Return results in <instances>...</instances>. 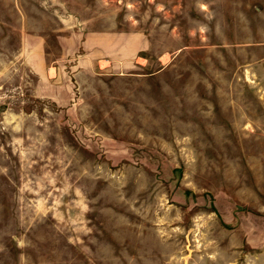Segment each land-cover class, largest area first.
<instances>
[{"label": "rangeland", "instance_id": "1", "mask_svg": "<svg viewBox=\"0 0 264 264\" xmlns=\"http://www.w3.org/2000/svg\"><path fill=\"white\" fill-rule=\"evenodd\" d=\"M0 264H264V0H0Z\"/></svg>", "mask_w": 264, "mask_h": 264}]
</instances>
